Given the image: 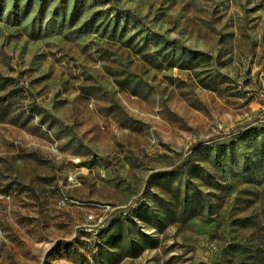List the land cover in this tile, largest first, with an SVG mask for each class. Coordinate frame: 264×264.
Masks as SVG:
<instances>
[{"label":"rangeland","instance_id":"obj_1","mask_svg":"<svg viewBox=\"0 0 264 264\" xmlns=\"http://www.w3.org/2000/svg\"><path fill=\"white\" fill-rule=\"evenodd\" d=\"M0 107V264H264V0H0Z\"/></svg>","mask_w":264,"mask_h":264},{"label":"trees","instance_id":"obj_2","mask_svg":"<svg viewBox=\"0 0 264 264\" xmlns=\"http://www.w3.org/2000/svg\"><path fill=\"white\" fill-rule=\"evenodd\" d=\"M6 107V106H5ZM5 107H0V110H3Z\"/></svg>","mask_w":264,"mask_h":264}]
</instances>
